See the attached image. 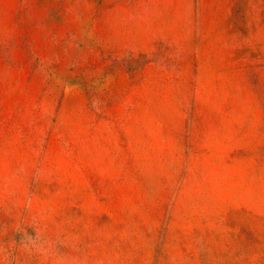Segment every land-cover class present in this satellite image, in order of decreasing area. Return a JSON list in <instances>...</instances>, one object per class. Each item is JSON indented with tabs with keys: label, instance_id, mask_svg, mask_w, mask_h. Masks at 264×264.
<instances>
[{
	"label": "rangeland",
	"instance_id": "374dc122",
	"mask_svg": "<svg viewBox=\"0 0 264 264\" xmlns=\"http://www.w3.org/2000/svg\"><path fill=\"white\" fill-rule=\"evenodd\" d=\"M0 264H264V0H0Z\"/></svg>",
	"mask_w": 264,
	"mask_h": 264
}]
</instances>
